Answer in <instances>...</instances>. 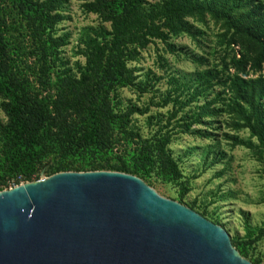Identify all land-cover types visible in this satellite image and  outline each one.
<instances>
[{
	"label": "rangeland",
	"instance_id": "obj_1",
	"mask_svg": "<svg viewBox=\"0 0 264 264\" xmlns=\"http://www.w3.org/2000/svg\"><path fill=\"white\" fill-rule=\"evenodd\" d=\"M90 1L63 0L56 8L62 19L51 32L61 40L50 52L56 56L52 82L63 70L80 75L87 66L86 41L101 45L113 37L112 21L87 10L85 4ZM163 2L141 0L140 4L143 12L150 13ZM240 12L233 11L236 16ZM0 16L13 66L29 77L36 91H43L37 83L41 40L13 0L2 1ZM224 16L197 10L184 13L183 20L191 31L179 33L165 26L164 18H156L154 24L163 37L147 34L145 44L137 40L127 43L123 58L131 75L110 95L119 110L139 108L131 119V128L138 134L133 137L135 141L154 143L162 134L170 136L168 148L178 162L181 177L167 181L153 169L146 171L144 181L162 196L219 223L231 238L243 242L245 258L264 264V146L237 114L235 101L241 100L232 85L236 77L264 78V54H260L256 39L241 33ZM148 22L152 23L150 19ZM209 72L215 76L212 84L191 97L201 76H209ZM1 103L0 97V121L5 123L7 116ZM204 106L215 108V114L201 115L186 130L182 124L191 122ZM2 150L0 137V176L9 178L11 187L16 185L13 182L18 174L4 167L7 159ZM50 164L37 167L35 175L39 179L49 176ZM29 170L23 167L22 172Z\"/></svg>",
	"mask_w": 264,
	"mask_h": 264
},
{
	"label": "trees",
	"instance_id": "obj_2",
	"mask_svg": "<svg viewBox=\"0 0 264 264\" xmlns=\"http://www.w3.org/2000/svg\"><path fill=\"white\" fill-rule=\"evenodd\" d=\"M13 1L26 22L32 25L35 37L42 42L37 58V83L43 89L39 92L29 77L13 66L0 16V97L7 116L5 123L0 121L2 151L7 159L4 167L25 181L39 179L35 175L37 167H44L49 161V175L60 171L105 169L146 180V171L157 169L167 181L181 177L178 162L168 148L170 136L162 134L154 143L135 141L133 137L138 134L131 128V119L139 108L132 106L119 110L110 95L117 85L126 84L131 75L123 58L127 55V43L137 40L145 44L147 34L163 37L159 26L154 24L156 18H164V25L179 33L184 29L191 31L188 22L183 20L184 13L197 10L201 13L209 11L219 17L223 14L237 30L256 39L261 45L260 54H264V2L164 0L162 5L147 13L141 8V0H91L85 4L87 10L112 21L113 37L101 45L95 40L86 41L87 66L80 75L63 70L52 82L56 56L50 52L57 48L61 38H55L51 30L62 19L56 8L63 0ZM233 11L241 12L236 16ZM214 77L211 72L209 76L203 74L191 97L207 89ZM232 85L241 100L235 101L237 114L264 146V78L239 80L236 77ZM201 110L191 122L182 124L186 130H190L201 115L215 114V108L209 106ZM23 167L30 168L29 172H22ZM18 176L13 184L21 183ZM10 182L9 178L0 176V190L7 189ZM231 241L246 257L243 242L234 237Z\"/></svg>",
	"mask_w": 264,
	"mask_h": 264
},
{
	"label": "water",
	"instance_id": "obj_3",
	"mask_svg": "<svg viewBox=\"0 0 264 264\" xmlns=\"http://www.w3.org/2000/svg\"><path fill=\"white\" fill-rule=\"evenodd\" d=\"M0 264H253L229 232L115 170L0 190Z\"/></svg>",
	"mask_w": 264,
	"mask_h": 264
}]
</instances>
